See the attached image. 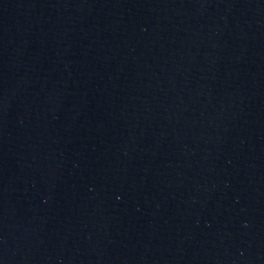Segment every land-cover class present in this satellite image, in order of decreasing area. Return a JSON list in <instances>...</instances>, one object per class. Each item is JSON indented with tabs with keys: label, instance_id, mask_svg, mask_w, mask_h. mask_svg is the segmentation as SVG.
Here are the masks:
<instances>
[{
	"label": "water",
	"instance_id": "1",
	"mask_svg": "<svg viewBox=\"0 0 264 264\" xmlns=\"http://www.w3.org/2000/svg\"><path fill=\"white\" fill-rule=\"evenodd\" d=\"M0 264H264V0H0Z\"/></svg>",
	"mask_w": 264,
	"mask_h": 264
}]
</instances>
